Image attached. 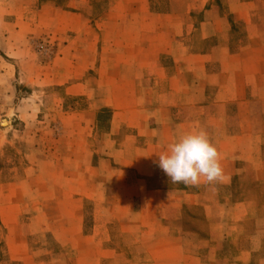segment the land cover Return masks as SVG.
<instances>
[{"label": "crops", "instance_id": "crops-1", "mask_svg": "<svg viewBox=\"0 0 264 264\" xmlns=\"http://www.w3.org/2000/svg\"><path fill=\"white\" fill-rule=\"evenodd\" d=\"M52 1L0 0L9 126L39 107L31 95L6 107L14 81L86 99L57 128L63 196L44 201L65 211L19 222L36 185L0 183L8 263L36 264L27 237L48 234L50 264H264V0ZM192 130L215 145L218 181L171 183L158 166Z\"/></svg>", "mask_w": 264, "mask_h": 264}, {"label": "rangeland", "instance_id": "rangeland-1", "mask_svg": "<svg viewBox=\"0 0 264 264\" xmlns=\"http://www.w3.org/2000/svg\"><path fill=\"white\" fill-rule=\"evenodd\" d=\"M41 1L46 3L52 0ZM108 1L112 2L113 0H93L92 4L98 5L102 2L108 3ZM54 2L62 6L66 5L70 0H55ZM159 2L162 3V1ZM166 3L168 4L167 1ZM13 85L16 88L15 98L12 104L10 102L6 106L7 108H13L17 102H20L21 98L30 95L33 96V102L36 101L39 107L34 112L36 117L31 122H25L26 124L12 115L15 120L12 126H9L8 119L11 114H0V129L9 130L7 134L8 142L0 147V183L19 182L22 179H28L32 181L33 185H36V188H33L31 197L26 198L21 203L19 222L29 223L31 217L37 214L36 211L41 214L45 210L62 213L68 207V205H63L62 203L50 204L44 200L49 199L51 195L63 196L60 195L62 192L58 194L55 190L60 183L62 184L61 178L66 176V172L61 173V170L65 168L63 164L67 158L66 156L59 157L57 155L56 149H58L57 140L59 134L57 128L64 117V111H69L70 106L82 105L86 99L84 97H70L66 95L62 87L57 86L42 85L30 87L19 83V81H14ZM99 95V92L92 93V96L96 97L95 100ZM30 106L32 105L28 104L27 107ZM2 121H6L7 126H3ZM25 129H27L26 135ZM22 132L24 134L20 136ZM60 141L61 143L63 142L62 140ZM96 160V156L92 157V163H95ZM64 190L70 192L69 189ZM36 199H41L44 203L36 204L34 203ZM92 213V205H88L86 207V228L93 222ZM4 231V226L0 221V264H17L8 263L4 247ZM26 243L28 252L36 264H50V258L46 250L53 251V253L58 252L56 244L52 242L48 234L30 235L27 237ZM64 253L69 254L70 252L65 251Z\"/></svg>", "mask_w": 264, "mask_h": 264}, {"label": "clouds", "instance_id": "clouds-1", "mask_svg": "<svg viewBox=\"0 0 264 264\" xmlns=\"http://www.w3.org/2000/svg\"><path fill=\"white\" fill-rule=\"evenodd\" d=\"M158 166L171 183H208L222 177L219 153L203 130H192L179 135L158 155Z\"/></svg>", "mask_w": 264, "mask_h": 264}, {"label": "bare ground", "instance_id": "bare-ground-1", "mask_svg": "<svg viewBox=\"0 0 264 264\" xmlns=\"http://www.w3.org/2000/svg\"><path fill=\"white\" fill-rule=\"evenodd\" d=\"M2 125L3 126H7V122L6 121H2Z\"/></svg>", "mask_w": 264, "mask_h": 264}, {"label": "trees", "instance_id": "trees-1", "mask_svg": "<svg viewBox=\"0 0 264 264\" xmlns=\"http://www.w3.org/2000/svg\"><path fill=\"white\" fill-rule=\"evenodd\" d=\"M202 222H203V228H205V226H204L205 225V219L204 218H202Z\"/></svg>", "mask_w": 264, "mask_h": 264}]
</instances>
